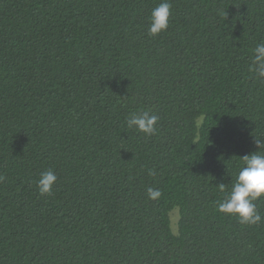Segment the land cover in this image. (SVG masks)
I'll return each mask as SVG.
<instances>
[{"label":"trees","instance_id":"1","mask_svg":"<svg viewBox=\"0 0 264 264\" xmlns=\"http://www.w3.org/2000/svg\"><path fill=\"white\" fill-rule=\"evenodd\" d=\"M162 2L0 0V264H264V220L217 211L264 154V0H168L151 37Z\"/></svg>","mask_w":264,"mask_h":264},{"label":"clouds","instance_id":"2","mask_svg":"<svg viewBox=\"0 0 264 264\" xmlns=\"http://www.w3.org/2000/svg\"><path fill=\"white\" fill-rule=\"evenodd\" d=\"M171 7L168 0H163L152 10L149 18V36L156 37L167 30ZM249 72L254 74L257 79L264 80V42L258 43L253 49ZM158 120L159 117L151 111H142L130 114L126 123L129 129L134 128L145 136H153L157 132ZM255 145L260 149L262 142L257 139ZM241 160L243 167L236 176L231 192L223 201L219 202L217 211L236 217L242 225L253 226L264 220L255 203L257 200L264 199V154L258 151L244 156ZM149 174L154 175V171L150 170ZM4 179L5 177L0 175V182H3ZM56 181L57 176L54 171L42 172L37 181L39 194L41 196L51 195ZM218 188L223 191L225 185L221 183ZM147 195L150 200L155 201L161 197L162 193L159 189L148 188Z\"/></svg>","mask_w":264,"mask_h":264},{"label":"rangeland","instance_id":"3","mask_svg":"<svg viewBox=\"0 0 264 264\" xmlns=\"http://www.w3.org/2000/svg\"><path fill=\"white\" fill-rule=\"evenodd\" d=\"M174 218H176V219H174V222L177 220V216L174 214Z\"/></svg>","mask_w":264,"mask_h":264}]
</instances>
